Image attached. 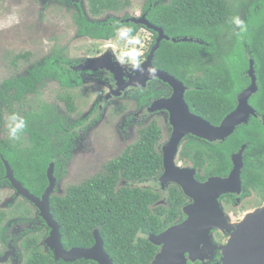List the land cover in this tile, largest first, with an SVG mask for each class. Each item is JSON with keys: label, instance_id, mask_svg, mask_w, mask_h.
<instances>
[{"label": "flooded vegetation", "instance_id": "1", "mask_svg": "<svg viewBox=\"0 0 264 264\" xmlns=\"http://www.w3.org/2000/svg\"><path fill=\"white\" fill-rule=\"evenodd\" d=\"M42 1H45L42 10L49 9L51 4H57L69 13L66 17L69 26H74L76 38L104 40L80 33L75 19L76 12L91 23L115 19L125 24H139L140 29L144 28L150 34L151 41L142 56L143 62L156 44L159 32L140 23L127 22L126 19H138L146 15L151 24L163 28L169 35L162 25L154 22L150 11L153 4L163 1L168 5L172 0H151L149 10L144 9L145 0L139 15L125 14L123 17L116 16L111 10L93 13L89 0L88 3L87 0ZM241 1H244L243 6L233 11L238 10V16L246 23L249 6L254 0ZM105 12L108 13L106 16H100ZM236 32L232 29L231 35L220 41L224 45L216 43L219 41L217 37L215 44H211L190 35H169L198 39L199 44L209 46L212 50L211 54H206L204 61L211 64L213 62V66L216 61H223L234 74L233 77L220 79L216 83L217 88L227 90V102L223 105L228 106V110H193L187 100V93L191 89H205L206 86L201 84L205 83L203 78L206 77L195 76L186 81L177 76L187 87L185 100L192 113L214 126H219L228 114L237 109L240 95L253 85L250 73L251 64L253 65L256 90L248 98L245 119L223 139L211 141L188 133L177 145L174 156L176 167L193 170L194 177L199 182H206L212 177H229L234 167V157L242 152L241 191L224 193L219 197L223 211L233 223L264 206V77L260 75L263 68L259 67L264 63L253 59L247 39L238 45L239 40L235 41ZM109 39L111 38H107ZM59 42L55 38L51 48L37 58H30L28 52H19V49L0 54V264H99L96 260L85 258L75 261L57 259L53 247L56 246L57 236L54 237L52 233L58 226L65 250L94 246L96 230L104 240L99 226L92 227L90 223L78 224L85 227L90 225L91 228L89 233H82L84 237L80 236L75 240L71 228L63 226L66 224L69 227L71 223L60 221L61 202L64 199L72 203L74 186H80L88 180L101 179L106 165L114 159H120L128 150L133 152L136 160L139 146L141 150L154 149L161 157V167L154 176L144 179H126L121 174L116 190L130 186L136 191L159 195L160 199L156 204H151V208L161 204L167 206L171 193L179 191L186 196L182 187L174 181H167L164 186L159 183L166 172L165 148L175 131L172 111L165 105L173 96V86L159 77H149L144 83H136L123 89L126 80L134 81L131 76L136 71L120 63L119 71L123 79L119 81L108 68L76 69L84 66L90 58H105L108 55L110 61L115 62L117 54L112 45L93 55L72 56L73 51L58 46ZM53 54L57 58L49 64L52 66V74L41 76L42 67L47 62L44 60ZM243 57L247 60L240 59ZM154 65L162 69L155 64V56ZM197 72L200 75L204 73L202 69ZM30 75L34 77H28ZM190 82L197 84L190 86ZM13 112L27 121V128L18 140H10L8 135V117ZM107 119L111 125H108L105 132L103 128L106 127ZM51 164L55 185L49 200L54 226L44 217L42 208L36 201L42 199L50 184L48 169ZM149 171L150 169L146 172ZM138 174L135 169L133 175ZM103 186V183L92 184L83 193L102 195ZM186 197L184 206L192 202L190 197ZM182 211L184 213L183 209ZM212 232L214 241L219 245L225 244L229 239V235L222 230L214 228ZM221 236L225 238L224 241L220 240ZM221 258L222 251L219 249L214 259L207 264L219 263Z\"/></svg>", "mask_w": 264, "mask_h": 264}, {"label": "trees", "instance_id": "2", "mask_svg": "<svg viewBox=\"0 0 264 264\" xmlns=\"http://www.w3.org/2000/svg\"><path fill=\"white\" fill-rule=\"evenodd\" d=\"M233 0H172L168 5L163 1L153 4L150 13L154 22L162 25L169 35L176 36L190 35L211 44H215V38L219 40L217 44L224 45L220 41L228 38L234 25L231 18L237 16L238 10L244 1H238L237 5H232ZM91 12L100 13L104 10H119L124 8L128 2L123 0H89ZM151 0H146L144 9L149 10ZM251 6V8H250ZM249 6L247 13V31L236 40L239 44L248 40L251 48V56L256 62L264 63V0H254ZM76 23L80 33H86L96 38H113L116 36L115 27L124 24L133 29L136 35L140 29L139 24H125L115 19L106 22H90L82 15L75 13ZM261 44V46H260ZM202 49V51H201ZM204 49V51H203ZM209 46L201 45L198 42H173L163 41L155 55V64L162 69L175 74L179 78L188 80L199 76L203 78L205 89L196 91L191 89L187 93L193 110L197 109H227L225 88L219 89L216 83L233 77V73L223 61H216L214 66L208 61H204L206 54H211ZM27 57V56H26ZM56 54L47 56V61L41 70V76L51 75V61H55ZM244 61L247 58H240ZM223 60H225L223 58ZM263 68L264 65L259 66ZM198 69L204 71L198 74ZM28 77H34L30 75ZM194 86V82L189 83ZM73 103V102H72ZM74 107V105H73ZM75 109V108H74ZM231 109V108H230ZM150 150V152H149ZM45 165V164H44ZM105 174L101 179L88 180L80 186L72 188L75 194L72 196V203L61 202L62 208L59 211L62 219L60 221L70 222L72 237H84L82 233H89L91 226H99L100 232L105 240V247L113 258L114 264H151L153 258L159 250L148 238L150 234H157L169 226L184 219L185 214L182 209L187 202V197L182 193H171L168 197V205H158L151 208V204H156L160 196L157 194H147L145 191L131 189L130 186L121 187L116 190V186L121 174L126 179L154 176L161 167V157L154 149L141 150L139 146L137 159L134 160L133 152L128 150L120 159H114L106 165ZM135 169L139 172L134 176ZM149 172H146L149 170ZM122 170V172H120ZM103 183L104 194L94 195L83 193L90 185ZM100 205V206H99ZM79 223H90L88 227L78 225ZM76 240V239H75ZM189 264H202L200 262Z\"/></svg>", "mask_w": 264, "mask_h": 264}, {"label": "water", "instance_id": "3", "mask_svg": "<svg viewBox=\"0 0 264 264\" xmlns=\"http://www.w3.org/2000/svg\"><path fill=\"white\" fill-rule=\"evenodd\" d=\"M140 23L159 32L156 44L151 49L147 59L143 62V67L149 66L156 68L155 77H159L174 88L173 96L168 100L166 107L172 111L173 124L175 131L171 141L165 148V167L166 172L160 178L159 183L165 184L167 181H174L179 184L186 196L192 199V202L184 206L183 210L186 218L176 224H173L157 234L148 235L149 240L159 247L158 252L153 258L151 264H188L189 262H203L207 264L214 259L216 251H222V258L219 263L213 264H264V206L247 213L239 222L233 223L223 211L219 197L228 192H240L242 186V152L234 157V167L229 177H212L206 182H199L194 177V171L176 167L174 164L175 151L177 145L188 133L209 139L211 141L223 139L230 135L234 128L245 119L247 101L256 90L255 76L253 74V65L251 64L250 73L253 76V85L242 93L239 97V105L235 111L228 114L219 126H214L202 117L192 113L188 103L185 100L186 85L174 74L159 69L154 65V56L163 40L173 42H198V39L191 37H171L167 35L163 28L150 23L143 15L138 19H126ZM108 55L104 57L87 59L86 64L76 69H97L108 68L114 72L117 80L123 79L119 71V64L111 62ZM133 82L126 80L123 89L134 85L144 83L149 78L147 71H136L131 76ZM130 78V77H129ZM143 79V80H141ZM168 155L167 156V154ZM50 184L46 189L42 199H37V203L42 208L44 217L54 226V219L50 212V195L55 185L53 176V164L48 169ZM58 226L53 230L52 235L57 236L55 248L57 259L75 261L79 258L93 259L99 264H114L110 254L105 250L104 240L96 230V243L90 248L75 247L65 250L61 243ZM217 228L229 235L225 244L219 245L214 241L213 229ZM57 233V234H55Z\"/></svg>", "mask_w": 264, "mask_h": 264}, {"label": "rangeland", "instance_id": "4", "mask_svg": "<svg viewBox=\"0 0 264 264\" xmlns=\"http://www.w3.org/2000/svg\"><path fill=\"white\" fill-rule=\"evenodd\" d=\"M123 1L129 3L125 4L124 8L110 12L119 17L125 14L139 15L145 2V0ZM238 1L241 0L232 2L237 5ZM44 4L45 1L42 0H0V54L19 49V52H28L30 54L28 57L37 58L51 48L55 38L58 42L60 41L58 46L73 51L72 56L93 55L98 51L106 50L109 45H112L114 52L119 55L122 48L130 47L117 36L98 41L76 38L74 26L73 28L69 26V20L66 17L69 13L57 4H51L49 9L42 10ZM107 14L105 12L100 16L104 17ZM137 34L141 38L144 55L151 42L150 34L144 28H141ZM108 119L106 127L103 128L105 132L111 125ZM220 240L224 241L225 238L221 236Z\"/></svg>", "mask_w": 264, "mask_h": 264}, {"label": "clouds", "instance_id": "5", "mask_svg": "<svg viewBox=\"0 0 264 264\" xmlns=\"http://www.w3.org/2000/svg\"><path fill=\"white\" fill-rule=\"evenodd\" d=\"M231 23L234 25L235 29L238 31L236 34L239 36L247 31V25L240 16H234L231 18ZM115 27L116 36L123 40L126 45L130 47L122 48L120 54L115 56V62L121 65L129 67L132 71L145 72L149 77H155L156 68L149 66L147 69L143 67V51H142V41L139 35H133V29L127 25L119 24ZM8 135L10 140H18L20 135L27 128L26 119L16 112H13L10 117H8Z\"/></svg>", "mask_w": 264, "mask_h": 264}]
</instances>
